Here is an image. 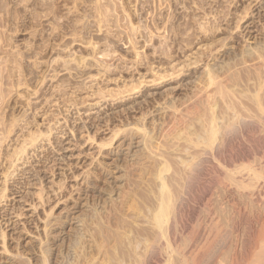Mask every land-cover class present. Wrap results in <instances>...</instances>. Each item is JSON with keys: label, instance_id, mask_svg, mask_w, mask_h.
I'll use <instances>...</instances> for the list:
<instances>
[{"label": "rangeland", "instance_id": "rangeland-1", "mask_svg": "<svg viewBox=\"0 0 264 264\" xmlns=\"http://www.w3.org/2000/svg\"><path fill=\"white\" fill-rule=\"evenodd\" d=\"M162 1L0 0V264H182L210 218L231 232L214 263L232 264L257 235L253 206L233 218L225 197L251 166L264 177L263 123L261 142L246 135L264 0Z\"/></svg>", "mask_w": 264, "mask_h": 264}, {"label": "bare ground", "instance_id": "bare-ground-1", "mask_svg": "<svg viewBox=\"0 0 264 264\" xmlns=\"http://www.w3.org/2000/svg\"><path fill=\"white\" fill-rule=\"evenodd\" d=\"M162 1V0H161ZM164 1V0H163ZM162 1V2H163ZM260 10V9H259ZM253 23V22H252ZM244 29V28H243ZM243 36V35H242ZM250 36V35H249ZM244 40V39H243ZM249 41V40H248ZM247 41V42H248ZM206 70H208L207 68H206ZM206 70H205V72H206ZM209 72H212V71H210V70H208ZM214 72V71H213ZM212 72V73H213ZM207 73H205V75H206ZM208 75H209V79H210V85H212L215 81H214V78H213V76H212V74L211 73H208ZM214 75V74H213ZM200 76V75H199ZM260 76L261 75H259V78H260ZM262 77V76H261ZM198 78V77H197ZM255 78V77H254ZM188 79V78H187ZM258 80V79H257ZM263 80V79H262ZM185 81V80H184ZM256 81V80H255ZM182 82V81H181ZM195 82V81H194ZM196 82H198V81H196ZM261 82V81H260ZM183 83V82H182ZM189 83V82H188ZM191 83H192V81H191ZM208 83H209V80H208ZM262 83V82H261ZM186 84V83H185ZM191 85V84H190ZM195 85V84H194ZM186 86V85H185ZM187 86H189V84L187 85ZM209 86V85H208ZM257 86V85H256ZM191 87V86H190ZM260 87V86H259ZM258 87V88H259ZM262 87V86H261ZM170 88V87H169ZM255 88H257V87H255ZM171 89H172V87H171ZM166 90V89H165ZM170 90V89H169ZM168 90V91H169ZM260 90V89H259ZM264 90V89H263ZM167 91V90H166ZM165 91V92H166ZM170 92V91H169ZM262 92V91H261ZM160 93V92H159ZM257 93V92H256ZM149 94V93H148ZM169 94V93H168ZM151 95V94H150ZM154 95H155V93H154ZM164 94H162V96H163ZM262 95H264V94H262ZM261 95V96H262ZM165 96V95H164ZM255 95H253V97H254ZM259 96H260V92H259ZM145 97V96H144ZM157 97V96H156ZM143 98V97H142ZM147 98V97H146ZM145 98V99H146ZM256 98H257V96H256ZM261 98V97H260ZM260 98H257V99H253V100H256L255 102H256V105H258V107H256V108H259V110L261 111V113H259V115H258V113H256V115L254 114V116H256V120H254V119H252V121H251V127L249 128V130H248V133H247V130H246V132L245 133H247L246 135L247 136H249V137H247L248 138V140H250V139H258L260 136H258V138H255V135H256V133L257 134H259L260 133V131H261V124L263 123V125H264V103H263V101H261L260 100ZM264 99V98H263ZM144 101V100H143ZM134 103V102H133ZM145 103V102H144ZM143 103V104H144ZM138 105V104H137ZM212 106V105H211ZM132 108H134V107H132ZM248 108H250V107H248ZM252 108H254V107H252ZM214 109V108H213ZM212 109V110H213ZM256 111V110H255ZM254 111V112H255ZM212 114H214V112H212ZM252 116V115H251ZM249 118H250V116H248ZM214 119H216V118H214ZM257 119L259 120V121H261V123H259L258 121H257ZM250 120V119H249ZM249 120H247V121H249ZM109 121V120H108ZM107 121V122H108ZM110 122V121H109ZM108 122V123H109ZM215 122H217V120L215 121L214 120V122H213V126H215L216 124H215ZM212 123V122H211ZM245 123H247V122H245ZM106 125V124H105ZM108 125V124H107ZM236 125V124H235ZM249 125V124H248ZM245 126H247V125H245ZM236 127V126H235ZM99 129V128H98ZM213 129V128H212ZM233 129V128H232ZM240 129V128H239ZM245 129V128H244ZM263 129V128H262ZM113 130V129H112ZM215 130V129H214ZM114 131V130H113ZM115 131H117V130H115ZM216 131V130H215ZM214 131V132H215ZM242 131H243V129H242ZM109 132V131H108ZM232 132H234V131H232ZM244 132H242V135H243V133ZM259 132V133H258ZM111 133V132H110ZM114 133V134H113ZM112 134L115 136V132H113ZM117 133H118V131H117ZM116 133V134H117ZM236 133V132H235ZM216 134V133H215ZM217 135V134H216ZM241 135V136H242ZM261 135H263V134H261ZM232 136V135H231ZM236 136V135H235ZM238 136V135H237ZM117 137H118V135H117ZM217 137V136H216ZM216 137H214V138H216ZM234 137V136H233ZM257 137V136H256ZM262 137V136H261ZM264 137V136H263ZM241 138V137H240ZM243 138H246L245 137V135H244V137ZM242 138V139H243ZM250 138V139H249ZM92 139V138H91ZM234 139V138H233ZM214 141H216L215 139H213ZM247 139H246V141H248ZM261 140H263V139H261ZM252 141V140H251ZM251 141L249 142V144L251 143ZM257 141H260V140H257ZM232 142V141H231ZM235 142V141H234ZM233 142V143H234ZM240 142H242V141H240ZM253 142H256V141H254L253 140ZM261 142V141H260ZM243 143L244 142H242V143H239V144H242V146H244L246 143H248V142H246L244 145H243ZM258 143V142H257ZM256 143V144H257ZM111 144V143H110ZM226 144V143H225ZM224 144V145H225ZM230 144V143H229ZM102 145V144H101ZM252 145V144H251ZM250 145V146H251ZM255 145V144H254ZM254 145H252V146H254ZM232 146V145H231ZM235 146V145H234ZM247 146V145H246ZM229 147V146H228ZM245 147V146H244ZM243 147V148H244ZM255 147H256V145H255ZM211 149L210 150H212V147H210ZM222 148V147H221ZM224 148H225V146H224ZM240 149H241V147H239ZM254 148V147H253ZM253 148H251V152H253L252 150H253ZM257 148H259L258 149V152H257V150H256V152H254L253 153V155L252 156H255V153L257 154V155H260V151L263 149V151H264V140H263V143H258L257 144ZM217 149V148H216ZM219 149V148H218ZM235 149V148H234ZM250 149V148H249ZM249 149H245V150H249ZM229 150V149H228ZM233 150V149H232ZM237 150H238V148H237ZM236 150V151H237ZM21 151V150H20ZM226 151V150H225ZM234 151V150H233ZM240 151V150H239ZM250 151V150H249ZM263 151L261 152L262 154H263ZM220 152V151H219ZM227 152V151H226ZM250 152V153H251ZM211 153V152H210ZM225 153V152H224ZM233 153V152H232ZM235 153V152H234ZM250 153H247V154H237V156L235 157V158H230V160L233 162H230V163H232V165L234 166L236 163H239V164H237V165H242V166H244L243 168H245V166H247L246 168H248V166L249 165H247L248 163H249V161H250V159H253V158H251L250 157ZM17 155V154H16ZM216 155V154H215ZM219 155V154H218ZM221 155V154H220ZM219 155V156H220ZM225 155V154H224ZM223 155V156H224ZM235 155H236V153H235ZM235 155H233V156H235ZM264 155V154H263ZM231 156V155H230ZM262 156V155H261ZM15 157H17V156H15ZM210 157H211V155H210ZM221 157V156H220ZM219 157V158H220ZM226 157V156H225ZM20 158V157H19ZM227 158H228V155H227ZM258 158V157H257ZM257 158H255V159H257ZM262 158V157H261ZM263 159H264V156H263ZM17 160V159H16ZM216 160V159H215ZM217 160H218V158H217ZM224 160V159H223ZM230 160H227L228 162L230 161ZM259 161H262V160H259ZM258 161V162H259ZM253 162V161H252ZM264 162V161H263ZM223 162H221V164H222ZM227 163V162H226ZM235 163V164H234ZM213 164V163H212ZM228 164V163H227ZM254 164H255V160H254ZM253 164V165H254ZM263 164V163H262ZM218 165V164H217ZM216 165V166H217ZM224 167H226L225 165L226 164H222ZM258 165V164H257ZM260 165V164H259ZM219 167H220V165H218ZM231 166V165H230ZM238 166V168H241V167H239ZM261 166V165H260ZM228 167V166H227ZM227 167H226V170H227ZM235 167V166H234ZM234 167H233V169H234ZM250 167V166H249ZM252 167V169L250 168L249 170H247L248 171V173H246V174H244L243 175V178H241V181H242V179H243V184L242 185H249L247 188H246V191L245 192H240V190L239 191H237L236 190V192L234 191V190H232V191H228V194L226 195V197H225V200L226 199H228V201H229V205L231 206V204H232V211H233V218H234V215L235 214H237V215H239V216H242V217H244V218H246L250 213H248L249 211V207L248 206H253V211H254V219H255V221H256V223L258 224V226H259V230H258V232H256L257 233V235H253V233L252 232H254L253 230L254 229H256V228H253V225H252V223H250L249 224V227H247L246 229H248L247 230V232L246 233H250V231H251V233L250 234H247V239H245L244 238V240L242 241V246L240 247V248H238L237 246H236V244L237 243H234L235 244V249L234 248H232V250H234V253H233V258H231L232 259V264H264V177H260V175L257 173V172H259V171H256V169H255V171H253L254 169H253V166H251ZM256 167V165L254 166V168ZM221 168V167H220ZM257 168V167H256ZM259 168V167H258ZM261 168V167H260ZM263 168V167H262ZM261 168V169H262ZM223 169V168H222ZM231 169H232V167H231ZM213 170V169H212ZM215 170V169H214ZM217 170V169H216ZM215 170V171H216ZM225 170V169H224ZM235 170H237V168L235 169ZM234 170V171H235ZM240 170V169H239ZM218 171V170H217ZM250 171V172H249ZM222 172V171H221ZM243 172V171H242ZM260 172H261V170H260ZM259 172V173H260ZM217 173V172H216ZM220 174V173H219ZM224 174H226L225 172H224ZM261 174V173H260ZM226 175H228V174H226ZM225 175V176H226ZM231 175V174H230ZM240 176L242 175V173L241 174H239ZM263 175V174H262ZM261 175V176H262ZM236 176V175H235ZM233 177V176H232ZM237 177V176H236ZM242 177V176H241ZM65 178V177H64ZM215 178H216V176H215ZM224 178V177H223ZM230 178V177H229ZM43 179V178H42ZM236 179V178H235ZM40 180V179H39ZM207 180V179H206ZM205 180V181H206ZM217 180V179H216ZM208 181V180H207ZM249 181V183H247ZM209 182H211V181H209ZM217 182H218V180H217ZM220 182V183H219ZM218 182V184H221L222 183V181H219ZM212 183V182H211ZM242 183V182H241ZM241 183H240V186H241ZM204 184H205V182H204ZM237 185H238V183H236ZM235 184V185H236ZM163 185V189L164 190H166L167 189V186H166V184L165 183H163L162 184ZM214 185H215V183H214ZM216 185H217V183H216ZM228 185V184H227ZM212 186H213V184H212ZM240 186H238V188L240 187ZM243 186V187H244ZM234 187V186H233ZM232 187V188H233ZM212 188V187H211ZM215 188V187H214ZM231 188V187H230ZM208 189H210V188H208ZM229 189V188H228ZM235 189V188H234ZM208 191V190H207ZM226 191V190H225ZM169 194V193H168ZM211 194V193H210ZM215 194H217L216 192H215ZM168 196V195H167ZM166 195L164 196V197H167ZM170 196V195H169ZM167 197V198H164L163 200H162V203H161V206H160V209H159V211L157 212V222H158V224H159V226H160V228L163 230V233H162V236H164V237H166L167 236V231L165 230V223H166V219H167V217H168V215L171 213L172 214V206L173 205H171V201H170V197ZM172 197V196H171ZM203 197V196H202ZM163 198V197H162ZM212 198H213V196H212ZM211 198V199H212ZM223 198V197H222ZM230 199V200H229ZM202 200V199H201ZM227 201V200H226ZM225 202V201H224ZM223 202V203H224ZM230 202H231V204H230ZM203 204H204V201H203ZM211 204V203H210ZM210 204H209V200H207V198H205V205H204V207H205V209L204 210H206V214H207V216L208 217H210V215H212L211 214V210H210V208L211 207H209L210 206ZM222 204V203H221ZM214 205V204H213ZM175 207V206H174ZM173 207V208H174ZM222 208V207H221ZM220 209V208H219ZM255 209V210H254ZM174 210V209H173ZM212 210H214V209H212ZM221 210V209H220ZM223 211V210H222ZM215 212V211H214ZM221 212V211H220ZM205 213V212H204ZM224 213V212H223ZM217 214V213H216ZM216 214H215V217H216ZM253 214V213H252ZM224 215V214H223ZM213 216V215H212ZM211 216V217H212ZM236 216V215H235ZM207 218V217H206ZM209 219H207V221H208ZM210 220H211V223H208V224H210V234L212 233H214L213 235L215 236V239L213 240L212 239V236H211V240L212 241H214L213 243L210 241V234H207V235H205L206 237H205V239L203 240L202 238L204 237L203 235L204 234H206L205 232H206V230H205V232H204V234L202 235L203 237L201 238V240H202V242H199V244H197L196 242L195 243H192V244H190L187 248H183L184 250H181V251H179V258L181 259V263L182 264H213L214 263V261H215V257H218L217 255H218V252H219V254H220V250H221V248H223L226 244H228L227 243V241H229L230 239H229V237H230V230L229 231H224L223 230V227L221 226V225H217L216 224V222L215 221H218V220H214L213 218L211 219L210 218ZM247 221H248V217H247ZM253 221V220H252ZM255 221H254V223H255ZM210 222V221H209ZM207 224V223H206ZM207 224V225H208ZM222 224V223H221ZM246 225L248 224V223H245ZM256 225V224H255ZM248 226V225H247ZM258 226H256V227H258ZM207 227V226H206ZM205 227V228H206ZM208 229V230H209ZM207 230V231H208ZM208 233V232H207ZM209 235V236H208ZM160 236V235H159ZM159 236H158V238H159ZM214 236H213V238H214ZM231 238V237H230ZM167 239V238H166ZM229 239V240H228ZM156 240V239H155ZM232 240V239H231ZM200 241V240H199ZM238 240H236L235 242H237ZM156 242V241H155ZM212 244H211V243ZM231 242H233V241H231ZM159 243V242H158ZM209 243L211 244V246H209L208 247V245H209ZM230 243V242H229ZM154 244V243H153ZM161 244V243H160ZM159 244V245H160ZM163 244H164V242H163ZM196 244V245H195ZM155 245V244H154ZM153 245V246H154ZM169 245V244H168ZM167 245V247H169ZM229 245V244H228ZM241 245V244H240ZM161 246V245H160ZM171 246V245H170ZM206 246V247H205ZM232 246V245H231ZM234 246V245H233ZM158 246L156 245V249H158L157 248ZM228 247V246H227ZM226 247V248H227ZM161 248V247H160ZM163 248V247H162ZM155 249V250H156ZM166 249V248H165ZM207 249V250H206ZM225 249V248H224ZM164 250V249H163ZM163 250H162V252H163ZM167 251H168V248L166 249ZM209 250V251H208ZM223 250V249H222ZM229 250H230V248H229ZM159 251H161V250H159ZM165 251V250H164ZM173 251V250H172ZM152 252V251H151ZM157 252V251H156ZM156 252H154V254L156 253ZM161 252V253H162ZM166 252V251H165ZM174 252H176L175 250H174ZM221 252H223V251H221ZM225 252V251H224ZM231 253V252H230ZM229 253V254H230ZM156 254H158V253H156ZM155 254V255H156ZM166 254V253H165ZM169 254H171L170 252H169ZM176 254H178V253H176ZM225 255H226V253H224ZM159 255V254H158ZM161 256V255H160ZM164 256H166V255H164ZM178 256V255H177ZM199 256H201V257H199ZM159 257V256H158ZM163 257V256H162ZM161 257V258H162ZM175 257V256H174ZM172 258V257H171ZM220 258H223V256L222 257H220ZM157 259V258H156ZM163 259V258H162ZM172 259H174V258H172ZM171 259V260H172ZM177 259H178V257H177ZM224 260V259H223ZM163 261V260H162ZM168 261H170V260H168ZM175 261V260H174ZM173 261V262H174ZM222 261V260H221ZM178 262V261H177ZM176 262V263H177ZM215 262H218V261H215ZM223 262V261H222ZM149 263V262H148ZM172 263V262H171ZM169 264V263H168ZM214 264H216V263H214ZM222 264V263H221Z\"/></svg>", "mask_w": 264, "mask_h": 264}]
</instances>
